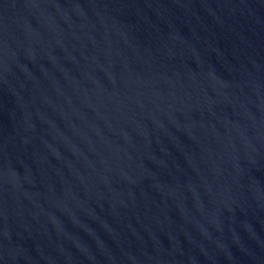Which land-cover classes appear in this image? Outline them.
I'll return each instance as SVG.
<instances>
[{
	"label": "water",
	"instance_id": "95a60500",
	"mask_svg": "<svg viewBox=\"0 0 264 264\" xmlns=\"http://www.w3.org/2000/svg\"><path fill=\"white\" fill-rule=\"evenodd\" d=\"M0 264H264V0H0Z\"/></svg>",
	"mask_w": 264,
	"mask_h": 264
}]
</instances>
